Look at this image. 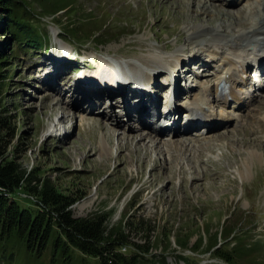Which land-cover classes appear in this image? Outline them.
<instances>
[{
    "label": "rangeland",
    "instance_id": "rangeland-1",
    "mask_svg": "<svg viewBox=\"0 0 264 264\" xmlns=\"http://www.w3.org/2000/svg\"><path fill=\"white\" fill-rule=\"evenodd\" d=\"M24 1L34 16L32 27L44 35L49 46L47 50L43 48L36 52L18 43L12 45V56L15 58L9 63L13 67L5 88V102L12 113L13 107L19 108L15 121L16 137L12 142L13 145L18 143V146L15 151L11 147L6 157L17 159L24 174L30 171L37 173L53 182L60 193L70 196L74 200L70 211L75 218L107 214L109 229L124 215H136L150 221L155 228L150 240L161 246L167 243L159 237L160 233L170 231V248L164 253L159 249L152 250L151 255L156 256L155 264H226L205 251L213 243L218 244L217 247L226 246L229 240H224L225 234L233 230L243 244L257 248L252 257L235 264H264V130L257 132L256 125L264 121V111L259 109L264 105V98L258 96L256 101L247 103L240 114L234 115L238 117L237 126L218 128L206 136L198 130L174 141L170 133L155 137L153 127L148 131L137 130L142 135L149 133L162 150L158 153L148 148V152L140 150L139 155H135L133 146L129 147V154L125 142L117 140L121 130L108 135L99 129V122L108 111L125 123L122 130H126V126L139 129L135 116L125 117L126 110L121 107L122 100L126 99L124 94L119 93V97H114L111 103L108 100L99 107L82 105L81 110H74L73 113L69 110L73 101L66 90L70 88L68 91L76 97L80 96L77 98H85V94L75 89L72 91L69 85L73 69H83L85 65L100 67L111 61L148 76L152 75L151 71H143L138 66L150 68L147 62L149 56H161L163 68L168 70L173 68L171 60L179 50L183 51L184 58L178 67L183 94L178 104L187 107V89L201 86L199 88L206 90L218 76L213 70V78L200 70L202 66L207 67V60L206 64L203 63L204 56L198 54L195 60L191 59L196 46L208 38L207 34L192 37L186 31L200 24L206 26V23H196L195 17L201 14L199 8L191 11L195 7L188 3L189 0H185L187 5L182 12L166 7L165 0H65L73 4L72 9L75 10L68 15L66 10L57 12L64 0ZM199 1L206 2L205 6L211 14L220 9L232 15L246 8L239 17L241 21H245L248 15L253 16L254 11L250 8L256 4V0H240L238 6L225 8L221 1ZM184 14L189 17L187 23L181 22L180 15ZM212 20L213 26L221 22L215 17ZM81 22H86L90 29L98 26L95 28L97 32L103 26L102 34L108 42L97 46L84 39L86 35L81 30ZM224 24V36L238 30L235 25ZM73 35L80 37L82 42L74 41ZM187 38L192 41L191 46H187ZM3 42L4 38L0 36V43ZM57 50L58 59L65 58L69 62L71 55L70 58L76 62L67 68L59 66L64 72L43 78L36 65L42 64L46 56ZM54 61L57 60L47 58V62L55 68ZM165 71L159 73L164 75ZM162 77L154 78L151 85L155 88L160 86ZM89 93L88 96H91L95 92ZM54 107L56 110H53ZM157 107L158 99L155 109ZM212 107L219 111L218 103ZM88 109L94 110V113L90 111L86 114ZM58 119L61 123L57 125L58 133L67 129L62 137L53 134ZM182 126L183 123L180 124L181 130ZM218 135L225 137L217 139ZM175 142L184 143L181 153L174 151ZM104 144L107 145L109 159L104 153H99ZM165 146L171 149L166 152ZM184 148L188 152H184ZM144 153H147L148 159H142ZM119 156L123 160L120 161ZM171 156L173 161L169 164ZM159 159L165 161L166 166L154 169L153 164ZM154 177L156 181L151 184ZM13 199L21 207L35 211L29 199L22 196H14ZM221 232L223 235H220ZM184 236H188L187 245L180 249L176 238ZM198 237L203 240L202 247L195 251L192 246ZM142 239V233H131L132 241L140 244ZM188 256H193L195 260H187ZM0 264L47 262L36 259L24 249L15 260L1 259Z\"/></svg>",
    "mask_w": 264,
    "mask_h": 264
},
{
    "label": "trees",
    "instance_id": "trees-1",
    "mask_svg": "<svg viewBox=\"0 0 264 264\" xmlns=\"http://www.w3.org/2000/svg\"><path fill=\"white\" fill-rule=\"evenodd\" d=\"M27 5L24 0H0V36L4 38L0 43V261L11 262L25 249L47 264H155L156 256L151 255L152 250L155 248L164 253L170 248V231L160 233L159 237L167 243L161 246L150 240L155 231L150 221L136 215H124L109 229L107 214L75 218L70 211L74 203L70 196L60 193L53 182L37 173L24 174L17 159L6 157L11 147L15 151L18 146L12 142L16 137L19 108L13 107L12 113L5 102V88L13 67L9 63L15 58L12 45L18 43L36 52L49 46L44 35L32 27L34 16ZM72 8L73 4L64 0L57 12L66 10L70 15L75 11ZM81 23V30L86 35L84 39L97 46L108 42L102 34L103 26H99L97 32L98 26L90 29L86 22ZM73 39L82 42L75 35ZM14 196L29 199L35 211L18 205ZM133 232L142 233L143 243L131 240ZM237 237L235 230L229 231L224 238L229 240L226 246L217 247L218 244L213 243L205 252L226 264L252 257L257 248L243 244ZM187 238H176L180 249L187 245ZM202 242L198 237L193 250L198 251ZM187 260L192 262L195 258L188 256Z\"/></svg>",
    "mask_w": 264,
    "mask_h": 264
},
{
    "label": "bare ground",
    "instance_id": "bare-ground-1",
    "mask_svg": "<svg viewBox=\"0 0 264 264\" xmlns=\"http://www.w3.org/2000/svg\"><path fill=\"white\" fill-rule=\"evenodd\" d=\"M165 1H167L165 4L166 7L175 8L176 11L178 9L182 12V10L186 9V5H187L186 1L187 0L186 1L185 0H165ZM212 1H215V2L221 1L222 5L225 8L226 7L232 8V7L238 6V2L240 0H236L234 3L230 2L229 0H212ZM255 2H256V5L254 7L250 8V10L252 12L254 11L253 16L248 15L245 18L246 19L245 21L239 20V17L244 14V11L246 10V8H244L245 10H243V11H236L235 13H232V15L230 12L229 13L223 12L220 9L216 10L215 12H213L211 14L208 12V10L206 8L207 5L205 6L206 2H201L199 0L198 1L197 0H189V2H188L189 4L191 3L193 5V7H195V9H192L191 11L194 12V10H196V7H198L199 10L198 9L197 10H198V12L200 11V13H201L200 15H197V17H195L197 20L196 23H198V21H199L198 24H200V23L205 24L206 23V26L204 27V26H202V24H200V26H197L194 28H188V29H186V31L192 37H193V35H195V37H202L205 34H207V36H208V38L206 40L202 41L203 42L202 44H198L196 46L197 50L193 53V56H191L192 57L191 59L195 60L197 58L198 54H200L201 56H204L205 58L203 60V63L206 64L205 61L207 60L206 61L207 67L204 65L205 67L203 68V66H202V68H200V70H202L203 73H205L206 75H208L211 78H213L215 76V74L213 72H211L212 67H214L218 71V72L214 71L218 76H217V81H216L215 86H213L211 89L202 91L199 88L201 86H199L198 88H194V89H191V88L188 89L187 94H188V101H189L190 105L186 109H190V106H194V105L199 106L196 114H197V117L199 118L200 123H197L196 121L191 122V124H188V127L183 131L180 130V125L177 123H176V126L173 127L172 129L158 127L157 126L158 121H156V117L158 116V114L160 112L158 111V109H155V102L157 99L159 102L160 94H157V96L155 98L149 97L148 99L142 101L141 104H138V106H136L135 108H131L129 106V104L127 103V99L122 100V102H121L122 106L121 107H123V109L126 110L125 117L127 119H129L132 116H135L136 117L135 120L137 122L139 129H135V127L132 128L130 126L129 127L126 126L127 129L122 130L124 127L123 124H125V123L123 121L118 120L115 116H112V114H111L112 112H110V111H108V113H105L104 116L102 117L103 120L101 122H99V129L106 131V133L108 135H110L113 132H117V131L121 130V132L117 135V140L118 141L121 140V141L125 142V144H126L125 149L128 152H129V147L133 146V148H134L133 152L135 153V155H137L138 153H140L139 152L140 150L148 152L147 151L148 148L149 149L152 148L154 151H156L158 153L162 152L161 147H158V145L160 146V144L155 143L153 141V138L149 135V133H147V134L144 133L145 135H142V134H139L137 130L145 129L148 131L153 127L155 133L153 131H150V132L152 134L154 133L153 135L155 137L159 138L161 136V134L170 133L171 134L170 138H172L173 140L174 139L176 140V138H179V137L181 138V136H184V137L190 136L194 132L198 131L199 129H202L204 136H206L212 130H215L218 128L227 127L228 125L237 126L238 117H235L234 115H236L237 113L240 114L243 111V109L246 107L247 103L256 101L258 96L260 98H264V86L261 89V91H259V94H257V93L251 94V93L246 92L244 90V88L248 84V81L242 78V76H241L242 71H240L241 69L244 68L245 65L247 67H249L251 62L256 61L259 58H262L264 56V9H263L264 8V0H256ZM211 6L212 5H210V7ZM180 16H182L181 22L187 23L189 21V17H186L185 14H184V16L183 15H180ZM212 17H215L216 20H220L221 22H219V24L217 26H213L212 25V23H213ZM224 22H228L231 25H235L236 27H238V30L237 31L235 30L236 32H234V34H231V35H229V34H227L226 36L222 35L224 32H226V30H225L226 24H224ZM229 27H231V26H229ZM216 30H218L217 34H215ZM186 42H187V46L192 45V41L190 39L187 38ZM70 57H71V55H69V59H72ZM149 57H150V59L147 62L150 64L149 65L150 68H148V70H151V69H153V70H151V72H150L152 75H148V76L144 75L145 82L151 84V82L154 81V78H156L157 76H163L162 77L163 82H160V86L156 85L155 82L153 83L157 86L154 89H157V92L159 90L160 91L159 93L162 94V93L167 92L169 89L170 90L172 89V86L170 88V85L167 83V82H169L168 80L170 78L168 76V74H170V72L175 73V75L178 77V83L176 86L177 87L176 98H177V102L178 101L180 102L181 98L183 97V94H182V90L180 88V81H179L180 75L178 73L179 72L178 70L180 68L178 69V67L181 66L180 63L182 62V60L184 58L183 51L179 50L176 52V56H175L174 60H171V62L173 63V68L172 69L170 68L168 70L163 68L164 67L162 65L163 58L161 56H159L157 54H155V55L153 54L152 56H149ZM54 63L57 65L55 68H57L59 66H64L65 64L67 65L68 62L64 58V59L54 61ZM107 65H109L110 67H112L115 70H118L119 72H123V71L130 72L131 71L125 65H120L119 63H116V62L110 61V63L108 62ZM200 66H201V62H200ZM220 66H222V67L220 68ZM161 70L162 71L166 70L164 75L163 74L161 75L159 73V72H161ZM156 71H157V73H156V77H155V76H153V73H155ZM224 71L226 73H228V71H231V72L228 73V75L224 79H220L222 77V73ZM73 73L74 72H72V74ZM138 74H141V73H138ZM49 77H52V76H49ZM220 83H222L221 94L218 93V89H217V86ZM71 88H72V91H74L75 88L72 86H71ZM68 90H66V94L69 95L70 100L73 101V106L70 105L71 108L69 109L71 111V113H73L74 110H77V111L81 110L82 105H88V106L93 108L94 106H97V107L102 106L103 103L108 101V100L111 103V101L114 99V97H116V96L119 97L118 96L119 93L120 94L125 93L122 90L121 91H107V89H104V88H101V89H98V88H87V89L78 88L75 90H77L79 93L85 94L83 96L85 98H77L80 96L76 97V95L72 94V92L68 91ZM92 91L95 92L94 95L88 96V93L89 92L92 93ZM92 97H96V98L94 99ZM147 101H148V103H147ZM66 103L68 104L67 99H66ZM214 103H218L219 111H216L213 109L212 105ZM56 105H58V103H56ZM204 106L206 108H204ZM151 107H152V110H148ZM92 108H90V109H92ZM107 108H108V110H110V106H108ZM178 108H179V111L185 110L182 106H177V109ZM90 109H88V112H85V113L88 114L90 111H91V113H94V110L92 111ZM259 109H260V111L263 112L264 111V105L262 108H259ZM53 110H56V107H54ZM175 110H176V107H175ZM172 113H174V112L173 111L169 112L167 114V116H170V117L175 116ZM71 115H73V114H71ZM71 115H70V117H71ZM239 117H240V115H239ZM149 119H151V121L148 123L147 121ZM256 125H258L257 126V132H258V130H264V121L257 123ZM253 134H255V131L253 132ZM224 137H225V135L216 136L217 139H222ZM147 139H148V142H146ZM189 139H191V138H189ZM107 140H108V138H107ZM191 140H194V139H191ZM165 143H166V141H165ZM183 144L184 143H181V142H175L173 144L174 151L181 153L183 150L181 148L183 146ZM122 146H124V145H122ZM165 147H166L165 151L167 150L166 152H168L169 149H171V148H169V146H165ZM133 148H131V150ZM184 150H185L184 152H188V149L184 148ZM99 153H102V154L104 153L105 155H107L108 159L110 157L109 153H108L107 145H105V144L102 145ZM130 153L131 152H129V154ZM92 154H95V152ZM135 155H133V156L135 157ZM148 157L149 156L147 155V153H144V156L142 159H145V158L148 159ZM129 159L132 160L131 156ZM139 159H140V157H139ZM119 160L121 161V160H123V158L122 157L120 158V156H119ZM171 161H173L172 156L170 157V160H168L167 163L170 164ZM140 162L142 165L143 164L142 160ZM153 165H154L153 166L154 169H163L166 166V162L159 159V160H155ZM106 168L107 167H105V169ZM167 169H169V168H167ZM119 171L121 172V170H119ZM168 173L170 174L171 171H169ZM181 173L184 175L185 171L182 169ZM155 181H156V177H154L152 179L151 184L155 183Z\"/></svg>",
    "mask_w": 264,
    "mask_h": 264
}]
</instances>
